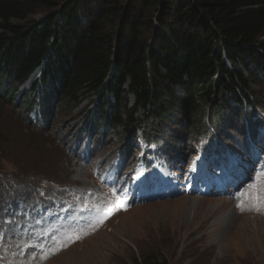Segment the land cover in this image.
Returning a JSON list of instances; mask_svg holds the SVG:
<instances>
[{
	"label": "trees",
	"instance_id": "16d2710c",
	"mask_svg": "<svg viewBox=\"0 0 264 264\" xmlns=\"http://www.w3.org/2000/svg\"><path fill=\"white\" fill-rule=\"evenodd\" d=\"M250 80L264 83V0H0V96L36 128L85 99L82 138L124 143L117 170L137 150L147 173L163 157L186 170L221 152L253 156L264 111ZM15 178L9 193L0 172V213L30 196Z\"/></svg>",
	"mask_w": 264,
	"mask_h": 264
},
{
	"label": "rangeland",
	"instance_id": "374dc122",
	"mask_svg": "<svg viewBox=\"0 0 264 264\" xmlns=\"http://www.w3.org/2000/svg\"><path fill=\"white\" fill-rule=\"evenodd\" d=\"M248 84L264 111V83ZM85 103L66 115L53 110L36 128L0 96L1 185L11 193L20 188L16 177L30 193L0 213L8 224L0 264H145L149 256L168 264H264V205L237 195L264 170V141L253 159L221 152L219 160L199 157L184 170L157 157L149 173L137 150L117 170L124 143L115 135L82 138L77 124L90 109ZM174 128L186 129L177 122ZM165 140L173 145L172 137Z\"/></svg>",
	"mask_w": 264,
	"mask_h": 264
},
{
	"label": "snow or ice",
	"instance_id": "6c2138e0",
	"mask_svg": "<svg viewBox=\"0 0 264 264\" xmlns=\"http://www.w3.org/2000/svg\"><path fill=\"white\" fill-rule=\"evenodd\" d=\"M238 196H247L250 200H254L256 205H264V170H261L253 178V183L248 186V191L238 193ZM113 196L118 201L120 207H126L124 202L119 199L113 189ZM243 209V201L238 205ZM111 211V210H109Z\"/></svg>",
	"mask_w": 264,
	"mask_h": 264
}]
</instances>
